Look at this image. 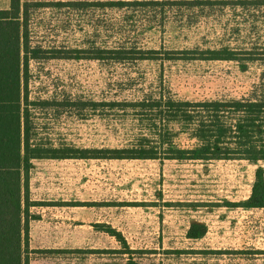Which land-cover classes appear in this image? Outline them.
Returning a JSON list of instances; mask_svg holds the SVG:
<instances>
[{
	"label": "rangeland",
	"instance_id": "374dc122",
	"mask_svg": "<svg viewBox=\"0 0 264 264\" xmlns=\"http://www.w3.org/2000/svg\"><path fill=\"white\" fill-rule=\"evenodd\" d=\"M59 1L70 0H20L28 9L31 47L83 49L87 57L105 43L176 51L220 43L264 45L263 14L174 8L161 15L160 26L148 22L159 10L57 8ZM8 7V0H0L1 10ZM236 23L238 34L232 32ZM27 77L32 144L77 150L79 156L64 161L60 176L52 178L55 189L66 190L53 204L77 207L72 210L77 216L29 223L28 264H264V254H241L264 251V209H227L224 204L249 198L256 166L244 161H107L91 153L80 158L83 151L123 149L141 139L137 112L108 103L160 95L180 102L242 100L252 92L264 96V64L242 73L227 62L41 59L29 61ZM169 128L168 139L176 145H196L188 134L175 137L177 126ZM192 224L206 227L202 239H187ZM107 228L121 235L128 250ZM48 230L53 234L33 236V231Z\"/></svg>",
	"mask_w": 264,
	"mask_h": 264
},
{
	"label": "trees",
	"instance_id": "16d2710c",
	"mask_svg": "<svg viewBox=\"0 0 264 264\" xmlns=\"http://www.w3.org/2000/svg\"><path fill=\"white\" fill-rule=\"evenodd\" d=\"M57 8H85L122 10L138 8L155 14L148 20L162 26L161 15L174 8L193 10L229 9L254 16L264 15V0H114V1H59ZM234 21H236V16ZM264 17V16H263ZM256 18V17H255ZM157 20V21H154ZM255 20V19H254ZM250 23L255 30V21ZM244 22V20H243ZM232 29L239 33L240 25ZM28 31V9L20 0H9L7 10H0V264H28V174L33 160L78 159L77 150L40 149L32 144L27 111V82L30 60L90 59L117 64L142 61L227 62L237 64L245 73L250 65L264 64V45L254 43L231 46L220 43L217 48L183 50L142 49L118 43L85 50H51L31 47ZM44 55V56H43ZM258 92V91H257ZM261 92H258L260 94ZM46 104V103H43ZM110 107L130 109L136 113L140 138L123 149H93L80 152L81 159L88 153L101 160H149L185 162H247L256 166L249 198L242 203L225 202L227 209L246 211L264 209V96L252 92L248 99L232 101H175L160 95L134 102H110ZM98 105L93 103L94 110ZM170 126H177L175 137L188 134L196 145L181 148L170 136ZM74 154V156H72ZM160 155V156H159ZM204 225L192 224L187 239L197 241L205 236ZM107 233L128 250L124 239L111 228ZM216 254V253H211ZM241 254L259 255L264 251Z\"/></svg>",
	"mask_w": 264,
	"mask_h": 264
},
{
	"label": "crops",
	"instance_id": "0c3cea01",
	"mask_svg": "<svg viewBox=\"0 0 264 264\" xmlns=\"http://www.w3.org/2000/svg\"><path fill=\"white\" fill-rule=\"evenodd\" d=\"M7 9L8 8L4 10ZM66 160L74 159L54 160L48 158L41 160H33L31 162L32 168L30 169L28 174V200L31 205L28 207V224L37 223V221L43 222L46 220H50V218L54 216L57 217L58 215L61 218L75 220L74 218H76L77 212H73L72 210L77 209V207H72L71 205H65L60 207L56 204H53L55 196H58L60 192H66L64 187L55 189V185L52 181L53 175L56 174L60 176L63 164H65L64 161ZM68 209L69 211H66ZM63 214L64 217H62ZM38 215H40V218L38 217ZM68 215L69 217H67ZM35 216H37L38 219H32V217ZM48 234L52 235L53 233L51 230H48L45 233H38L36 231H33V236Z\"/></svg>",
	"mask_w": 264,
	"mask_h": 264
}]
</instances>
